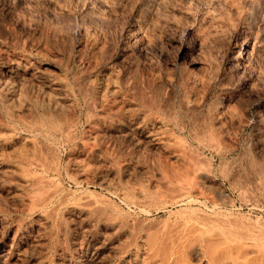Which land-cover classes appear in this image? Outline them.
<instances>
[{"label":"rangeland","instance_id":"1","mask_svg":"<svg viewBox=\"0 0 264 264\" xmlns=\"http://www.w3.org/2000/svg\"><path fill=\"white\" fill-rule=\"evenodd\" d=\"M69 263L264 264V0H0V264Z\"/></svg>","mask_w":264,"mask_h":264},{"label":"bare ground","instance_id":"2","mask_svg":"<svg viewBox=\"0 0 264 264\" xmlns=\"http://www.w3.org/2000/svg\"><path fill=\"white\" fill-rule=\"evenodd\" d=\"M145 26H147V24L144 22V21H142V20H139L138 21V25H137V27L134 29V30H132V31H128V36H127V41H128V43H130V44H134V45H138L139 47H141V42H140V39H141V37L143 36V35H145L146 34V32H147V27L145 28ZM238 42H236V44H237ZM249 54H251V51H250V48L248 47L247 48V46L246 47H244L242 50H238L237 52H236V55H235V57H234V59H235V62H237V64L239 63L238 61L239 60H241V59H246L248 56H249ZM234 62V63H235ZM58 82H60L59 80H58ZM57 82V83H58ZM56 83V84H57ZM47 84V83H46ZM45 84V85H46ZM52 84V83H51ZM52 85L51 86V94L50 95H52V97H53V99H54V102L56 103V105L58 106V104L60 103H62V102H60V101H63L64 99L68 102V100H70L71 99V97H73L72 95L74 94H72V95H70V94H67L66 92L68 91H65L64 92V87L66 86H64L63 88L61 87V86H57V85ZM65 84V83H64ZM63 85V84H62ZM48 86V85H47ZM68 86V85H67ZM70 89V88H69ZM107 90L108 89H106L105 91L107 92ZM70 91H71V89H70ZM116 91V90H115ZM69 92V91H68ZM105 92V93H106ZM117 92H118V90H117ZM116 92V93H117ZM104 94V93H103ZM114 94H115V92H114ZM105 95V94H104ZM108 95V94H107ZM107 98H108V96H107ZM73 99V98H72ZM71 99V100H72ZM70 100V101H71ZM75 100V99H74ZM76 100H77V98H76ZM105 100V99H104ZM70 104H71V102H70ZM98 105H99V103H98ZM104 105V103H101V106H103ZM108 105V104H107ZM112 107V106H111ZM100 109H104V108H100ZM107 109V108H106ZM111 109L112 108H109V110H105L103 113H105V112H107L108 111V115H107V117L109 116V112H110V115L112 114V112H111ZM112 110H114V108L112 109ZM115 111V110H114ZM114 113V112H113ZM116 113V112H115ZM54 115V114H53ZM57 115V114H56ZM114 114H112V116H113ZM55 116V115H54ZM58 116V115H57ZM104 116L106 117V115L104 114ZM109 118V117H108ZM62 119V118H61ZM112 119H114V117H112ZM46 120V119H45ZM39 123V122H38ZM40 123H42L41 121H40ZM48 126H50L51 128H56L57 129V124H56V122H54L53 121V119H49L48 118V120L45 122ZM108 123V122H107ZM43 124H44V122H43ZM60 124H61V122H60ZM59 124V125H60ZM71 124H74L73 122H71ZM71 124H70V126H71ZM68 125H69V123H68ZM119 125V124H118ZM175 125V124H174ZM40 126V125H39ZM61 126V125H60ZM110 126H112V125H110ZM120 126V125H119ZM40 127H44V126H40ZM62 127V126H61ZM61 127H58L59 129L61 128ZM116 127V126H115ZM114 127V128H115ZM118 127V126H117ZM47 128V127H46ZM46 128H44V129H46ZM49 130H50V128H48ZM62 129H64V128H62ZM62 129H60V130H62ZM66 130V129H65ZM64 130V131H65ZM55 132H57L56 130H54ZM59 131V130H58ZM68 132H65V133H69L71 130H67ZM51 132L53 133V131L51 130ZM50 132V133H51ZM92 133H95V132H92ZM69 134H71V133H69ZM65 135L66 137H69L70 135ZM91 134V133H90ZM98 134V133H97ZM71 136H72V134H71ZM74 136V135H73ZM72 136V137H73ZM91 136V135H90ZM88 136L89 138L87 139V140H85V141H78V142H80V144H78L79 145V150L81 149V151L80 152H82V150L84 151V153H94L95 152V150L96 149H98L99 148V146L98 145H100V144H102L101 142L102 141H99V139L100 138H98L99 136H97V135H93V136ZM72 137H71V139H72ZM75 137V136H74ZM86 137V136H85ZM102 137V136H101ZM87 138V137H86ZM85 138V139H86ZM74 139V138H73ZM82 139V138H81ZM106 139V138H105ZM104 141H106V140H104ZM100 142V143H99ZM109 142V141H108ZM108 142L106 141V143H107V146L109 145L108 144ZM77 145V144H76ZM101 147V146H100ZM105 147H106V144H105ZM77 148V147H76ZM108 148V147H107ZM75 149V148H74ZM101 149V148H100ZM100 149H99V151H100ZM105 149V151H106V148H104ZM108 150V149H107ZM86 151V152H85ZM98 151V150H97ZM98 151V152H99ZM102 151V150H101ZM100 151V152H101ZM103 152V151H102ZM101 152V153H102ZM107 152V151H106ZM106 152L104 153V154H106ZM108 152H110V151H108ZM83 153V152H82ZM96 153V152H95ZM94 153V154H95ZM103 153H102V155H104ZM110 155H112L111 153H109ZM96 155V154H95ZM107 155H108V153H107ZM107 155H106V157H107ZM109 155V156H110ZM88 156H93L92 154L91 155H89L88 154ZM97 156V155H96ZM98 156H99V153H98ZM97 156V157H98ZM101 156V155H100ZM99 156V157H100ZM109 156H108V159H109ZM102 157V156H101ZM100 157V158H101ZM111 157V156H110ZM106 159V158H105ZM104 160V159H103ZM114 160V159H113ZM111 161V160H110ZM194 181V180H193ZM195 181H196V184H198L199 182L195 179ZM191 183H192V181H191ZM195 182H193L192 184H194ZM108 185L110 184V183H107ZM196 184H194L195 186H198V185H196ZM106 185V184H105ZM194 185H192L193 187V189H194ZM110 188L111 189H113L112 188V186H110ZM191 188V187H190ZM191 188V189H192ZM109 189V188H108ZM192 189V190H193ZM195 189H196V187H195ZM113 190H117V191H119L118 190V188H114ZM116 191V192H117ZM122 191V190H121ZM120 192V191H119ZM119 192H117L118 194H119ZM190 192V191H189ZM124 193V192H123ZM122 194V193H121ZM144 195V194H143ZM187 195H189L190 196V193L189 194H187ZM186 194H185V196H187ZM182 197H184V196H182ZM181 197V198H182ZM192 197V196H191ZM194 198H196V197H194ZM193 198V199H194ZM179 200H181V199H179ZM183 200V199H182ZM181 200V201H182ZM189 199H187V201H188ZM198 200V199H197ZM180 201V202H181ZM190 201H191V199H190ZM193 201H196V199L195 200H193ZM192 201V202H193ZM199 201H200V199H199ZM179 202V203H180ZM203 202V201H202ZM189 203V202H188ZM194 203V202H193ZM184 204V203H183ZM187 204V203H186ZM189 205H190V203H189ZM188 205V206H189ZM194 205H195V203H194ZM191 206V205H190ZM191 208H192V206H191ZM203 217V216H202ZM198 219H200V218H198ZM203 219V218H202ZM208 220V219H207ZM196 221H197V219H196ZM200 221H202V220H200ZM199 221V222H200ZM203 221H206L205 219L203 220ZM204 223V222H203ZM205 225H206V223H205ZM195 228H196V226H195ZM199 229H200V227H199ZM254 251V250H253ZM246 253H247V251H246ZM244 254V253H243ZM254 256V255H253ZM257 256V255H256ZM259 256V255H258ZM137 257V256H136ZM135 257V258H136ZM261 258H262V256L260 257V260H261ZM259 259V258H258ZM253 260H255V256L253 257ZM130 261V260H129ZM136 261V260H135ZM255 262H257V261H255ZM254 262V263H255ZM253 263V262H252ZM258 263V262H257ZM70 264V263H69ZM138 264V263H137Z\"/></svg>","mask_w":264,"mask_h":264}]
</instances>
